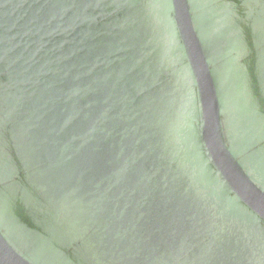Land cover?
<instances>
[{"label": "water", "instance_id": "1", "mask_svg": "<svg viewBox=\"0 0 264 264\" xmlns=\"http://www.w3.org/2000/svg\"><path fill=\"white\" fill-rule=\"evenodd\" d=\"M0 264H264V0H0Z\"/></svg>", "mask_w": 264, "mask_h": 264}]
</instances>
